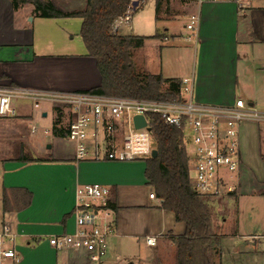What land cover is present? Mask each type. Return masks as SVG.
Segmentation results:
<instances>
[{
    "label": "crops",
    "instance_id": "1",
    "mask_svg": "<svg viewBox=\"0 0 264 264\" xmlns=\"http://www.w3.org/2000/svg\"><path fill=\"white\" fill-rule=\"evenodd\" d=\"M53 3L63 11L70 12L83 10L87 0ZM176 3L181 13L190 12L200 17L197 30L190 34L194 37L191 41L195 46L175 47L179 49V55H185L180 60L187 68L186 76L194 78V99L203 103L231 104L237 98H246L254 108L264 112V0H251L243 7L230 0H156L148 15V30L158 28L156 4L165 13L171 14L175 11L172 6ZM139 6L143 9V4L139 3ZM63 19H77L73 22L75 31L71 30L70 22H59ZM81 23L80 17H40L30 2L0 0V87L34 91H86L99 86L101 76L96 59L87 55L80 38ZM139 28L143 29L142 26ZM165 31V35H168L170 27ZM152 32L136 35L160 34ZM186 36H189L188 32ZM146 42L141 47H147L149 44ZM152 61L147 60L144 72L171 77L167 72L172 66L163 67L161 62ZM42 105L39 110L32 103L28 112H19L15 118L35 121L39 113L40 117L46 118L49 112ZM33 129L37 131L38 127L33 124ZM31 137L28 144L32 147L35 138ZM60 148L54 146L52 156L44 158L54 161L24 162L12 159L7 162L12 170L7 169L4 173L0 208L20 234L17 239L18 264H87L83 252L58 250L49 244L48 238L75 229L76 190L83 184L93 182L110 188V203L115 206L112 207L115 209L116 230L108 243L104 264H115L112 244L122 237L151 246L145 238L155 236L157 244L151 247L162 245L165 256L166 244L162 239L166 235L183 234L185 225L176 221L174 213L161 207V200L150 198V193L154 191L145 176L146 164L138 160L76 161L72 152L65 154ZM26 172L31 173L30 177H20ZM149 187L150 191L147 190ZM16 188L23 189V192L14 195L12 191ZM6 191L9 197L5 201ZM25 191L31 194L30 201ZM255 194L251 196L239 191L235 197L239 212L247 199H264V193ZM238 231L230 235L216 232L221 250L217 261L221 264H245L247 260L249 264H264V234L257 233L250 235L252 246L246 250L235 248V252L230 253L229 262H223L225 251L222 242L226 238L240 236Z\"/></svg>",
    "mask_w": 264,
    "mask_h": 264
},
{
    "label": "built area",
    "instance_id": "2",
    "mask_svg": "<svg viewBox=\"0 0 264 264\" xmlns=\"http://www.w3.org/2000/svg\"><path fill=\"white\" fill-rule=\"evenodd\" d=\"M53 1V0H52ZM138 4L141 3L140 0ZM204 1V0H200ZM243 7L251 0H230ZM129 5L124 17L116 21L114 31L128 22L136 7ZM143 2V1H142ZM200 17L190 16L186 27L196 31ZM192 34V33H191ZM193 35L187 40H193ZM179 96L172 100L134 99L89 91H34L18 87H0V119L18 115L15 99H26L35 109L43 103L55 108L51 126L65 129L66 140L76 161L129 162L152 157L157 149L153 134L154 116L164 124L181 128L191 156V184L202 196L234 194L242 177L241 127L246 121L264 123V112L242 98L231 104L203 103L194 99V78L179 80ZM145 117L146 124L136 127L135 116ZM47 134L50 129L45 128ZM110 188L99 182L78 187L75 193V229L50 235L49 244L58 250L83 252L87 264H104L109 239L115 235V209L110 205ZM150 198H157L150 193ZM20 236L0 208V264H18L17 239ZM155 246V236H146Z\"/></svg>",
    "mask_w": 264,
    "mask_h": 264
},
{
    "label": "trees",
    "instance_id": "3",
    "mask_svg": "<svg viewBox=\"0 0 264 264\" xmlns=\"http://www.w3.org/2000/svg\"><path fill=\"white\" fill-rule=\"evenodd\" d=\"M34 5L37 15L44 18L80 17V35L87 55L96 59L101 76L99 86L89 92L134 99L172 100L179 96V80L162 74L137 73L131 57V47H141L154 36L120 35L114 31L117 20L124 17L133 0H87L83 10L66 12L52 0H22ZM168 87L165 88L164 85ZM153 134L158 154L145 159V176L161 200V207L174 213L177 222L185 225L181 235L170 236L176 246L178 264H221L220 238L215 232L212 197L195 192L191 184V156L181 128L164 124L153 117ZM56 137H65L66 130L53 128ZM24 162H47L46 159H20ZM23 192L13 189L12 193ZM7 191L4 200L9 197ZM29 196L31 194L25 191ZM111 206L115 207L111 202Z\"/></svg>",
    "mask_w": 264,
    "mask_h": 264
},
{
    "label": "rangeland",
    "instance_id": "4",
    "mask_svg": "<svg viewBox=\"0 0 264 264\" xmlns=\"http://www.w3.org/2000/svg\"><path fill=\"white\" fill-rule=\"evenodd\" d=\"M53 1L57 3L61 0ZM140 1L141 5L143 4V9L140 6L137 7L132 13L130 20L121 23L119 34L138 36L136 35L137 33L153 31L152 33L157 32L160 35L156 39L153 38L151 41H145L149 44L145 48L131 47L130 53L137 73L140 76L146 73L143 71L144 65H146L147 60L151 62L154 59L161 62L163 67L168 65L173 67L167 72V75L171 76L170 78L176 80L184 78L187 75V68L184 62L181 63L182 61L180 60L184 54L179 55L177 50H179V46L189 48L195 46L194 41L186 39L187 32L188 35L192 33V30L186 27L190 22V12L181 13V8L176 3L172 6L175 10L174 12L172 11L171 14L165 13L163 8L159 4H156L155 7L159 21L158 28L148 30V15L151 8L154 7L156 0ZM76 20L63 19L59 20V22H70L71 30L75 31L76 25L73 22H76ZM139 26H142L143 29H140ZM155 26H157L156 23ZM167 27H170V31L168 35H165ZM154 60L152 62H155ZM184 60L187 61L186 57H184ZM164 87L167 88L168 85L165 84ZM243 99L247 101L246 98ZM14 104L19 112H28L32 107V102L26 99H15ZM42 107L46 108L49 112V116L46 118L40 117L39 113L35 121L25 118L19 119L20 117L0 119V202L4 188V173L7 169L10 170L7 164L9 160L22 158L44 159L51 157L54 152V146L56 148L57 145L61 147L60 149L65 154L66 152H72L70 143L60 137H56L53 131H51V126L55 121V114H57L56 109H53L50 103H43ZM33 124L38 127L37 131L35 129L32 130ZM43 128L50 129V132L44 133ZM30 136L35 138L32 147L28 144ZM49 143L53 145L52 149H48L47 145ZM240 143L243 163L241 182L244 184L240 183L239 188L234 194L214 197L210 201V205L214 210L213 221L217 234H236L239 229L238 235L240 236L226 238L227 240L222 242V248L225 251L223 262L225 263L229 262L230 253L235 252V248L246 250L252 246L253 240L250 235L256 233L264 234V199H247L246 204L240 209V212L235 200L239 191H245L251 196L254 193H257L255 195L264 193V124L255 121L244 122L241 127ZM138 161L145 163L144 159ZM30 175V172H26L20 177H30ZM147 190L150 191L151 188L149 187ZM162 240H165L166 244L165 256L162 252L163 249H161L162 245L151 247L133 239L117 238L112 244V248L114 247L112 259L115 264H178L176 246L170 239V236L166 235ZM111 241L110 238L109 242ZM245 264H249V261L246 260Z\"/></svg>",
    "mask_w": 264,
    "mask_h": 264
},
{
    "label": "water",
    "instance_id": "5",
    "mask_svg": "<svg viewBox=\"0 0 264 264\" xmlns=\"http://www.w3.org/2000/svg\"><path fill=\"white\" fill-rule=\"evenodd\" d=\"M133 5H134L135 7H137V6H138V2H137V1H134V2H133ZM44 115H46V113H44ZM134 120H135V125H136V127H141V126H144V125L146 124L145 117L142 116V115H137V116H135ZM47 147H48V148H51L52 145H51V144H48ZM157 154H158V150L155 149V150L153 151V153H152V157L157 156Z\"/></svg>",
    "mask_w": 264,
    "mask_h": 264
}]
</instances>
